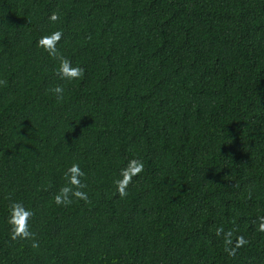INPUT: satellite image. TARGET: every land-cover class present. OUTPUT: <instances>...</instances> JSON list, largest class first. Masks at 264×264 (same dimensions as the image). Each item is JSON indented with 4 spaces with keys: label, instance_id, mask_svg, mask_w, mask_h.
<instances>
[{
    "label": "trees",
    "instance_id": "16d2710c",
    "mask_svg": "<svg viewBox=\"0 0 264 264\" xmlns=\"http://www.w3.org/2000/svg\"><path fill=\"white\" fill-rule=\"evenodd\" d=\"M0 80V264H264V0H0Z\"/></svg>",
    "mask_w": 264,
    "mask_h": 264
},
{
    "label": "clouds",
    "instance_id": "9594fccd",
    "mask_svg": "<svg viewBox=\"0 0 264 264\" xmlns=\"http://www.w3.org/2000/svg\"><path fill=\"white\" fill-rule=\"evenodd\" d=\"M49 19L52 22H56L60 19L58 12H53ZM63 37L62 30H55L50 34L44 35L39 40V45L49 53L50 56L59 60V68L57 75L61 79L74 80L81 79L85 74L84 67L80 65H74L72 61L58 54V49L56 45ZM0 85L6 86V81L0 80ZM56 97L57 101H63L64 99V87L62 85H57L50 90ZM144 170V163L140 159H133L129 164L122 168L120 171L119 178L114 181L117 186V191L121 197L127 195V187L132 182L134 176L139 175ZM85 173L78 163H73L66 173V179L68 180V185L61 189L60 194L56 196V203L58 205L63 204L67 206L70 204L71 197L75 196L78 199L87 201V193L82 191L87 185L80 178L84 177ZM11 199V198H9ZM34 216V212L26 207L22 201L12 200L9 204V215L8 224L10 226L11 238L16 239H30L32 241V247L38 248L39 241L35 239V233L30 229V220ZM262 222L260 224V230L264 231V218H261ZM234 255V253H230Z\"/></svg>",
    "mask_w": 264,
    "mask_h": 264
}]
</instances>
